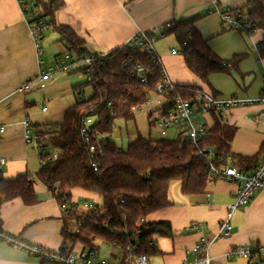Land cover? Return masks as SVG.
<instances>
[{
	"label": "crops",
	"instance_id": "0c3cea01",
	"mask_svg": "<svg viewBox=\"0 0 264 264\" xmlns=\"http://www.w3.org/2000/svg\"><path fill=\"white\" fill-rule=\"evenodd\" d=\"M212 1L61 0V7L53 17L55 25L68 27L83 41L85 52L91 55H108L123 47L137 32L152 33L155 37L158 32L165 31L166 24L170 22L197 17L199 19L195 26L207 41L209 49L220 60L227 61L214 47L212 40L221 35L220 32L224 34L231 30L221 23L214 12ZM215 1L217 9L223 12L226 9H242L246 0ZM259 35L258 39L261 37L260 31ZM161 36L166 37L164 33ZM256 38L252 40H257ZM155 43L154 41L153 46ZM39 44L44 66L53 64L67 52L60 41V35L51 29L43 33ZM231 46L227 47L229 55L226 56L239 55L236 54L239 51L234 50V45ZM154 51L170 84L198 86L220 98L236 97H221L212 89L209 78V85H203L186 68L177 45L175 49L171 47L164 56L156 48ZM259 60L263 76L257 96L264 82V59ZM39 61L32 35L16 0H0V168L5 180L27 174L33 182L36 198L33 205H24L20 198L2 202L0 226L23 241L59 252L63 245V233H73L67 223L71 217L60 210L55 197L37 179L41 155L36 146L26 143L24 121L28 119L34 133L35 126L42 128L44 132L51 131L50 127L59 125L66 110L78 102V87L84 82L78 81L77 77L84 76L78 71H71L50 76L48 81L36 82L24 89L23 85L36 76ZM85 90L86 88L80 95L83 100L90 97H86ZM243 93L247 96L246 91ZM253 105L229 109L225 113V122L227 126L236 129L230 152L240 157H253L261 152L259 164L263 157L261 147L264 144V120L258 117L260 106ZM45 126L49 128H43ZM151 127L155 125L149 126ZM171 130L177 133L176 129ZM136 133L138 137L140 133ZM148 138L152 139L151 132L148 133L146 139ZM236 191V184L217 180L208 183L201 195L183 196L179 185H173L169 191L171 204L151 213L145 220L168 222L174 236L153 237L158 254L148 257L147 264H182L186 260L191 261L193 257L187 255L186 251L193 248L200 239H213L220 224L226 219L228 206L234 202ZM70 194L71 201L74 202L91 200L96 204L100 203L97 196L80 189H73ZM192 224L196 228H192ZM229 224V235L213 241L208 248L210 264H246L242 258H227V253L237 248L257 247L264 250V188L254 192L247 205L231 213ZM88 242L95 247L98 257L108 264L126 263L127 258L118 246L105 244L106 246L101 247L102 241L101 245L92 240ZM81 250H86L82 244H76L72 248L73 252ZM251 263L264 264V258L254 256ZM0 264H40V260L0 243Z\"/></svg>",
	"mask_w": 264,
	"mask_h": 264
},
{
	"label": "trees",
	"instance_id": "16d2710c",
	"mask_svg": "<svg viewBox=\"0 0 264 264\" xmlns=\"http://www.w3.org/2000/svg\"><path fill=\"white\" fill-rule=\"evenodd\" d=\"M38 7L42 19L47 22L49 29L60 35V41L71 56L80 59L91 55L85 52L83 41L68 27L55 25L53 16L61 7V0H41ZM242 9L251 23L250 30L261 32L259 46L255 50L258 58L264 59V0H246ZM242 9L229 10V13H242ZM198 19L168 23L164 36L175 39L186 68L203 85L208 86L211 74L228 75L237 69L246 55H234L227 61L220 60L197 30L195 25ZM137 65L143 68L142 73L133 70ZM74 71L84 76V68ZM141 76H145L146 84L140 82ZM92 78L91 83L79 85L77 100L81 102L76 101L66 110L59 125L50 127L49 133L34 127L36 133L43 134L39 148L58 153L57 159L41 165L37 179L58 204L63 199L71 200L70 192L73 189L97 196L100 203L94 204L93 208L81 216V231L105 244L116 245L123 252L129 245L132 258L139 255L148 258L158 254L154 236H174L168 222L145 220L151 213L171 204L169 191L173 185H179L183 196L201 195L207 186L208 160L218 166L223 164L225 157L232 155L241 171L251 173L258 165L261 152L253 157L233 155L230 145L236 129L222 125L214 115L209 137L199 140L196 145L179 136L174 140H152L138 136L125 149L118 148L112 141H100L95 152H91L80 135L82 118L91 117L93 124L90 129L110 136L115 120L133 122L132 109L143 105L164 79L160 66L150 56L128 47L114 50L100 64L94 65ZM87 87L92 93L88 99L83 100L80 95ZM203 91L194 85H172V91L163 92L168 103L162 109L168 111L177 100H191ZM90 107H94L93 111L85 113ZM151 115L147 116L149 126L153 125ZM93 135L88 134L90 144L94 145ZM204 148L211 150L212 157L207 159L205 153L199 155V151ZM261 151L264 153V144ZM15 198H20L24 205L35 204L33 182L27 174L5 180L0 168V204ZM140 219L144 220V224L139 223ZM76 244H82L86 249H95L82 236L64 232L59 252L64 255L71 253ZM40 264L54 263L40 261Z\"/></svg>",
	"mask_w": 264,
	"mask_h": 264
},
{
	"label": "built area",
	"instance_id": "2783aa9c",
	"mask_svg": "<svg viewBox=\"0 0 264 264\" xmlns=\"http://www.w3.org/2000/svg\"><path fill=\"white\" fill-rule=\"evenodd\" d=\"M41 0H16L17 5L21 11V14L26 21L30 33L32 35L34 48L37 57L40 59L38 63V70L36 76L28 83L23 85L24 89H27L33 83H42L49 80L50 76L65 74L79 68H84V79L85 82L91 83L93 67L96 64H100L103 58L107 55L94 54L88 57H82L77 59L71 56L68 52L64 53L61 58L55 61L49 66H44L41 61V50L39 41L45 31L49 29L47 22L42 19L41 10L38 7V3ZM214 12L219 16L222 24L226 25L233 31L247 32L249 36L255 33V30H250L251 23L248 21V17L244 13L230 14L229 9L220 12L217 9L216 1H212ZM252 46L257 49L259 46L258 40H252ZM155 37L152 33L137 32L129 38L123 47L130 49H138L139 52L150 56L155 64L160 66L163 82L156 88L154 94L147 98L143 105H139L132 109V112L136 109H140L144 105H154L152 109L151 121L159 129V136L166 135V131L170 129L177 130V136L183 140H187L192 145H196L199 140L207 139L210 135V130L214 125L213 115L218 118L222 125L227 126L225 122V113L232 108L246 107L249 105L257 104L260 106V112L258 117L264 120V83L261 86L259 96L255 99L237 97L220 98L213 93L203 91L198 94L195 98L183 101L177 100L174 107L168 111H164L163 106L168 103L167 96L163 95L166 90L172 91V84L169 83L166 76L164 75L163 69L158 61L155 54L153 44ZM175 53V50H172ZM136 73H142L143 68L139 65L133 69ZM140 82L146 84L145 76L140 77ZM81 101L78 100L77 103ZM94 107H90L85 110V113L92 112ZM209 119V121H208ZM24 124L26 125L24 131V139L26 143L33 144L40 151L41 159L40 165H44L47 161H53L57 159L58 153L56 151L47 152L44 149H40L39 145L43 141V134L34 133L32 127L29 124L28 119H25ZM93 120L91 117H83L81 121L80 135L84 139L86 145L89 146L91 152H95L96 145L100 141H111L110 136L101 135L91 130ZM1 131V129H0ZM50 130H46L44 133H49ZM94 134L95 144H90L88 134ZM92 137V136H91ZM205 157H212V152L209 149H202L199 151V155ZM2 161H0V165ZM208 176L207 184L213 181H225L236 184L237 191L235 194V200L228 206V214L226 219L220 224L215 236L211 241L200 239V241L190 250L186 251V254L192 256L191 261H184L182 264H210V259L207 255L208 248L213 241L226 238L231 230L229 219L231 213L238 207L247 205L254 192L262 190L264 188V153L260 163L257 165L255 170L251 173H245L241 171L234 160L232 155H228L224 158L223 164L218 166L207 161ZM63 199V198H62ZM59 208L62 212L70 216L72 213L77 220V225L82 227L81 216L84 212L93 208V205L88 202L78 203L71 200H65L59 204ZM139 223L144 224V220L140 219ZM196 228L194 224L191 226ZM0 243H5L10 247L20 250L31 257H34L40 261H47L54 264H108L106 260L98 257L95 249H86L79 252H71L68 254H62L61 252L47 250L40 246L28 243L21 240L20 238L13 236L12 234L4 231L0 226ZM131 247L128 245L124 250L126 256L125 264H147V258L143 255L136 256L134 258L130 255ZM254 256H261L264 258V250L261 248H237L227 253V258H242L246 261V264H252L251 259Z\"/></svg>",
	"mask_w": 264,
	"mask_h": 264
},
{
	"label": "rangeland",
	"instance_id": "374dc122",
	"mask_svg": "<svg viewBox=\"0 0 264 264\" xmlns=\"http://www.w3.org/2000/svg\"><path fill=\"white\" fill-rule=\"evenodd\" d=\"M242 13L245 14L244 11ZM162 33H164V31L158 32L156 34V43L153 47L156 48L158 53L164 56L167 55V52L171 47L175 49L177 43L170 36L162 37ZM220 33L221 35H217L213 38L212 43L215 45L214 47H216L221 56L227 57H223V59L230 60L233 57V55L226 56L229 55L227 47H232L231 45H234V50L239 51L236 52V54L246 56L238 64L237 69L231 71L228 75L211 74L209 77V83L212 86V89L220 94L221 97H230L235 95L239 99H243L245 97H249L250 99L257 98V93L261 84V78L263 76V67L258 58L257 51L252 47L251 37H257L256 39L258 40V37L260 36L259 32L256 31L252 36L247 35L245 32L239 33L233 30L227 31L224 34L222 32ZM39 42L41 43V39ZM83 78L78 76L77 80L80 82H85V79ZM244 91L247 92V96L245 93H243ZM40 93H37L36 95L40 96ZM91 93V89L87 87L85 90L86 97L89 95L91 96ZM154 108V105H144L140 109H136L134 111L135 122L124 123L120 119L115 120L110 139L116 144L118 148L122 149H125L129 143L136 139V131L140 133L139 135H141L143 139H146L148 133L150 132L153 140L176 139L177 133H175L174 130L170 129L166 131V135L161 137L159 136V129L156 126L149 128L147 123V114ZM36 115L38 114L36 113ZM85 201L91 203L92 205H96V203L91 200H80L78 203H83ZM67 223L69 230L73 233L82 236L84 239H86V241L92 240L94 243L101 245L100 241L93 240L91 237H88L81 231V228L77 225V220L75 217L68 219ZM103 244L101 247L106 246L105 243Z\"/></svg>",
	"mask_w": 264,
	"mask_h": 264
},
{
	"label": "bare ground",
	"instance_id": "6f19581e",
	"mask_svg": "<svg viewBox=\"0 0 264 264\" xmlns=\"http://www.w3.org/2000/svg\"><path fill=\"white\" fill-rule=\"evenodd\" d=\"M239 208V207H238Z\"/></svg>",
	"mask_w": 264,
	"mask_h": 264
}]
</instances>
